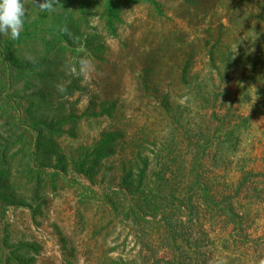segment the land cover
<instances>
[{"label":"rangeland","instance_id":"rangeland-1","mask_svg":"<svg viewBox=\"0 0 264 264\" xmlns=\"http://www.w3.org/2000/svg\"><path fill=\"white\" fill-rule=\"evenodd\" d=\"M151 1L163 17L121 0H60L52 13L24 0L20 38L0 35V95L11 99L0 103V264L264 262V0ZM118 3L122 23L108 32ZM240 7L253 20L235 28ZM158 49L174 77L189 64V90L143 92L159 61L144 54ZM245 78L250 99L238 93ZM96 150L110 157L94 167ZM199 180L232 201L243 230L206 208L197 222L180 213L178 194ZM145 190L158 207L125 218L119 201Z\"/></svg>","mask_w":264,"mask_h":264},{"label":"trees","instance_id":"trees-1","mask_svg":"<svg viewBox=\"0 0 264 264\" xmlns=\"http://www.w3.org/2000/svg\"><path fill=\"white\" fill-rule=\"evenodd\" d=\"M121 2H124L126 4V6H133V5H137V6H147V7H151L154 8L155 11L157 9V14L159 17H163L164 13L162 10H159L158 8H156V5L153 1L151 0H121ZM121 3H120V7H119V3L117 4V10L114 13V17L113 15H110L111 17H106L105 19V26H106V30L108 32H112V33H117V27L116 24L122 23L121 20ZM117 13V15H116ZM110 18V19H108ZM108 19V20H107ZM251 20H253V18L251 17V13L248 9V7H244V8H238L235 12V15L230 19V24L235 27V28H240V27H244L246 24H248L249 22H251ZM259 39L261 41L264 42V37L260 34L259 35ZM162 46L159 47V49ZM159 49L156 52L153 51H147L146 54H144V56H147L150 59H156L159 61L154 62L153 66L145 72V75H152V77L154 78L155 73L159 72V73H164V72H168L165 73L164 75V80H161L160 78H158V81H156L155 79H145L141 82V86H142V90L144 93L148 94H158L159 92L163 91V90H179L182 88H187L189 90V86L188 82H187V75L189 73L190 67L189 64L184 65V67L182 68V70L180 71L182 74V77H174L175 74L173 69H165V65L162 62V58H164L166 55V53L168 51L165 52H160ZM121 56H125L124 59H126L128 57V53L125 52H120L119 56L117 57V62L114 64V68L116 70V73L114 76H119V81L117 84V87L119 85V90H121L122 86H123V81L125 79L126 73L123 70H127V66L130 65H122L124 62H126L124 59L120 58ZM161 55V56H159ZM160 58V59H159ZM161 60V62H160ZM243 65H245L244 63H242ZM252 63H249V65H245L246 69L248 71H250L251 73L255 72V65H253V68H251ZM168 66V65H166ZM120 67H122L123 69H120ZM132 67H130L131 69ZM121 70V71H117ZM250 73V74H251ZM233 74V73H232ZM232 74L230 75V77L232 76ZM250 80L251 79H243L239 85V95L243 96L244 98H248L250 99L252 97V92H251V85H250ZM156 82H158V84H156ZM170 82L171 85L169 87L165 88V84ZM7 84V83H6ZM5 84V85H6ZM5 93V91L3 92ZM2 93V94H3ZM169 96H164V98H167ZM208 97H210L208 95ZM163 98V99H164ZM219 98V97H218ZM247 100V99H246ZM8 101H11L10 97L8 96H4L2 97V95H0V103H3V105H5L6 107L9 106L8 105ZM217 101V98H216ZM111 111H107L105 113V115H110ZM244 119V121L248 124H250V117L247 118H242ZM14 126V125H12ZM28 128V127H25ZM237 129V127H235ZM234 133V132H233ZM232 142V141H230ZM205 145H209L210 143H204ZM38 146V144H36ZM102 146V145H101ZM104 147L102 146V149ZM101 149V150H102ZM31 151L30 149H28L27 152ZM110 156H104V155H100V151L96 150L92 155H88L86 156V161L90 160V159H95L96 161L92 163V166L95 167L97 161H99L102 158H108ZM97 158V159H96ZM158 192V191H156ZM147 195H146V194ZM144 194H140V196H138L137 193H131L128 197H126L125 199L119 201L120 204V210L125 213L127 212L125 218H130L134 220V218L137 219H143V221H145V209H147V206L145 208L144 203H149V209L150 210H154L156 207H158V205L160 204L159 202L161 201L159 199V197L155 196L153 192H150L149 190H145ZM124 208V209H123ZM180 211V213L182 215H186L187 212H193L195 213V216L197 217V221H199V217L202 215V211L203 209H209L210 211H212L214 213L215 216H218L220 218H225L226 220H228L230 222V225H232L234 227V229H238V230H243V225L245 224V220L242 218V216H240V213H238L237 211H235L234 207H233V203L230 200H227L225 198H223L222 196L218 195L213 189H211V187L208 184V181L203 180L200 182L199 181H195V182H191L188 187H186L185 189V193L183 190V193L180 192L178 194V207H177ZM182 218L184 219V216H180V223H182ZM183 226V225H182ZM241 240V241H240ZM240 240H238L239 242H248L251 240L249 236L247 235H243L240 236ZM226 241H230L226 240ZM177 242L175 241V245L177 246ZM174 245V246H175Z\"/></svg>","mask_w":264,"mask_h":264},{"label":"clouds","instance_id":"clouds-1","mask_svg":"<svg viewBox=\"0 0 264 264\" xmlns=\"http://www.w3.org/2000/svg\"><path fill=\"white\" fill-rule=\"evenodd\" d=\"M35 3L40 11L55 12L60 0H42ZM27 8L24 0H0V35L10 40H18L27 22ZM90 61L82 58L80 61L81 73L90 68ZM58 91H63V85H57ZM264 264V262H262Z\"/></svg>","mask_w":264,"mask_h":264}]
</instances>
